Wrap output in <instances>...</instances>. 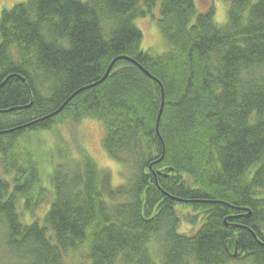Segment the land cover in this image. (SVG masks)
<instances>
[{"label": "trees", "instance_id": "trees-1", "mask_svg": "<svg viewBox=\"0 0 264 264\" xmlns=\"http://www.w3.org/2000/svg\"><path fill=\"white\" fill-rule=\"evenodd\" d=\"M159 1L169 49L156 56L135 21ZM224 1V26L195 0L2 12L0 264H264V0ZM85 119L103 124L124 185L57 137L60 164L44 173L38 134ZM47 204L41 222L23 221Z\"/></svg>", "mask_w": 264, "mask_h": 264}, {"label": "rangeland", "instance_id": "rangeland-1", "mask_svg": "<svg viewBox=\"0 0 264 264\" xmlns=\"http://www.w3.org/2000/svg\"><path fill=\"white\" fill-rule=\"evenodd\" d=\"M29 0H0V17L4 10H11L14 6L25 3ZM86 2L88 0H79ZM230 1V0H229ZM197 14L206 13L211 8L215 10V22L219 26H224L227 22V12L230 3L224 0H195ZM153 17L155 19H153ZM153 17L138 18L135 21L137 28L143 33L142 48L144 51H149L153 55L159 56L166 53L169 49L162 33L159 29L158 21L160 20V1L153 9ZM105 129L101 122L96 120L85 119L78 124L66 122L56 127L54 132H41L38 134V140L42 148V162L44 173L49 174L55 166L60 164V156L57 153L56 137L65 142L68 148L72 150V161L79 159L78 150L80 148L87 151V153L94 159L101 170L108 172L112 177L113 187H120L124 185L127 178L124 176L123 168L120 164L114 161L103 148ZM22 206V203H21ZM48 206L44 205L36 213L31 214L21 209L23 214V221L32 223L35 220L41 222L44 218ZM23 208V207H21ZM197 228L187 226L182 223L180 233L193 234ZM156 252L155 249H153ZM156 254V253H155ZM157 255V254H156ZM156 264H160L157 257H155ZM237 264V263H231Z\"/></svg>", "mask_w": 264, "mask_h": 264}, {"label": "water", "instance_id": "water-1", "mask_svg": "<svg viewBox=\"0 0 264 264\" xmlns=\"http://www.w3.org/2000/svg\"><path fill=\"white\" fill-rule=\"evenodd\" d=\"M134 64H136L137 65V63H135L134 61H132ZM115 63V62H114ZM114 63L110 66V68H109V70L107 71V73H106V75L104 76V78L99 82V83H97V84H95V85H92L91 87H87V88H85V89H83V90H81V91H78V92H76L74 95H72L63 105H62V107L61 108H59L55 113H53L52 115H50V116H48V117H46V118H43V119H41V120H39V121H36V122H32V123H30V124H28V125H26L25 127H30V126H32V125H35L37 122H41V121H44V120H47V119H49V118H53V117H55V116H57L58 114H60L63 110H64V108L69 104V102L74 98V97H76L79 93H81L82 91H84V90H87V89H89V88H92V87H95V86H97V85H99V84H101V83H103L106 79H107V77L109 76V74H110V72H111V70H112V68H113V66H114ZM142 71H144V73H146L149 77H151L152 78V76L147 72V71H145L142 67H140L139 65H137ZM162 93H163V103H162V106H161V110H160V113H159V116H158V121H157V133L159 134V123H160V119H161V117H162V114H163V109H164V91H163V89H162ZM20 109H24V108H20ZM236 256V255H235Z\"/></svg>", "mask_w": 264, "mask_h": 264}, {"label": "bare ground", "instance_id": "bare-ground-1", "mask_svg": "<svg viewBox=\"0 0 264 264\" xmlns=\"http://www.w3.org/2000/svg\"><path fill=\"white\" fill-rule=\"evenodd\" d=\"M142 33V32H141ZM142 35H143V33H142ZM143 42V41H142ZM141 48H142V45H141ZM142 50H143V48H142ZM144 51V50H143ZM110 68V67H109ZM109 70V69H108ZM161 88L163 89V87L161 86ZM85 91V90H84ZM164 91V90H163ZM83 92V91H82ZM162 97H163V93H162ZM163 101V100H162ZM62 107V106H61ZM60 107V108H61ZM65 109V108H64ZM63 112V111H62ZM157 121H158V119H157ZM160 122H161V119H160ZM159 126H160V123H159ZM156 129H157V127H156ZM236 255V254H235ZM235 255H234V257H235Z\"/></svg>", "mask_w": 264, "mask_h": 264}]
</instances>
